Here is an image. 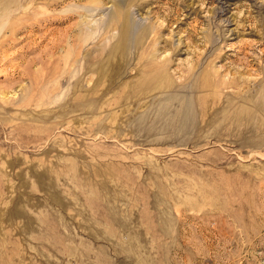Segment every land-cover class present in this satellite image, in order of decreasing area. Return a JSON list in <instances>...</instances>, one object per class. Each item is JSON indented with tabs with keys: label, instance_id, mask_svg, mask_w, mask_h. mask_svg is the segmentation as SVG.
<instances>
[{
	"label": "rangeland",
	"instance_id": "rangeland-1",
	"mask_svg": "<svg viewBox=\"0 0 264 264\" xmlns=\"http://www.w3.org/2000/svg\"><path fill=\"white\" fill-rule=\"evenodd\" d=\"M0 264H264V0H0Z\"/></svg>",
	"mask_w": 264,
	"mask_h": 264
},
{
	"label": "bare ground",
	"instance_id": "bare-ground-1",
	"mask_svg": "<svg viewBox=\"0 0 264 264\" xmlns=\"http://www.w3.org/2000/svg\"><path fill=\"white\" fill-rule=\"evenodd\" d=\"M81 7V6H80ZM85 9V8H84ZM117 15V14H116ZM111 16V15H110ZM118 17V16H117ZM123 27V26H122ZM156 68V67H155ZM90 69V68H89ZM110 73V72H109ZM152 79V78H151ZM161 81V80H160ZM155 88V87H154Z\"/></svg>",
	"mask_w": 264,
	"mask_h": 264
}]
</instances>
